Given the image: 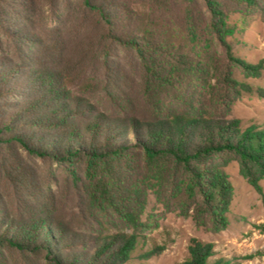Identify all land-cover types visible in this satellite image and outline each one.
Segmentation results:
<instances>
[{
	"label": "rangeland",
	"instance_id": "374dc122",
	"mask_svg": "<svg viewBox=\"0 0 264 264\" xmlns=\"http://www.w3.org/2000/svg\"><path fill=\"white\" fill-rule=\"evenodd\" d=\"M114 1L130 10V14L120 17L119 34L140 37L147 28L150 33L168 37L173 49L177 48L176 60L183 70L188 64L197 65L206 79L185 77L181 87L148 88L137 52L109 38L99 15L83 0H0V82L7 79L6 92L0 97V233L9 224L5 217L21 216L23 210L37 209L44 203L75 230V236L85 240L66 248V252L74 251L84 258H91L100 235L133 234L136 229L114 213L88 210L81 189L75 187L70 175L73 167L30 155L8 140L9 133L21 131V123L17 124L19 107L30 94L31 76L37 68H56L75 95L109 114L125 110L127 114L133 111L149 116L156 104L172 110L201 106L216 118L241 121L243 128L251 124L264 126V70L260 77H248L233 66L227 55L229 48L236 58L264 64V0L251 4L219 0L233 30L232 35L225 36L227 47L217 39L206 42L205 32L198 45L189 41L184 16L191 11L197 21L204 23L209 15L202 0ZM228 71L250 89L223 84L222 76ZM10 120L13 129L9 132L3 123ZM77 167L82 178L78 163ZM225 171L234 195L224 230L215 231L207 220L206 224L198 223L193 217L194 207L183 208L170 193H163L160 199L150 194L140 217L145 224L138 229L140 243L128 264H141L140 254L149 250L156 254L145 264H180L189 256L193 238L211 243L214 258L236 264H264V233L258 229L264 223L262 195L242 176L236 160L230 161ZM27 177L31 180L28 189ZM260 186L264 192V179ZM0 264L51 262L42 252H23L0 244Z\"/></svg>",
	"mask_w": 264,
	"mask_h": 264
},
{
	"label": "trees",
	"instance_id": "16d2710c",
	"mask_svg": "<svg viewBox=\"0 0 264 264\" xmlns=\"http://www.w3.org/2000/svg\"><path fill=\"white\" fill-rule=\"evenodd\" d=\"M244 1L251 4L255 0ZM202 2L209 15L204 23L197 21L191 11L184 16L189 41L198 45L205 32L206 42L217 39L227 47L225 36L232 35L233 30L219 0ZM83 3L99 15L109 38L137 52L148 88L181 87L185 77L206 79L197 65L188 64L183 70L176 60L177 48L173 49L168 37L150 33L147 28H143L140 37L119 34L120 17L130 14L125 4L114 0ZM116 11L121 12L120 16L115 15ZM227 55L246 76H261L262 62L251 64L236 58L229 48ZM55 69L33 71V87L24 106L19 107L17 124L21 123V131L9 133L8 140L30 155L73 167L70 175L75 187L81 189L87 209L114 213L136 230L133 234L100 235L91 258H84L77 252H66V248L86 243L85 240L75 236V230L43 203L37 209L23 210L21 216L5 217L9 224L0 233L1 245L23 252H42L51 264H128L140 243L138 229L145 226L140 217L149 195L160 199L166 192L183 208L193 206V217L198 223L207 220L215 231L224 230L229 224L227 213L234 195L225 168L232 160L239 163L242 176L262 195L264 203L260 186L264 179V126L251 124L243 128L241 121L216 118L201 106L172 110L154 103L156 107L149 116L133 111L127 114L125 110L122 114H109L75 95ZM6 80L0 82V97L6 92ZM222 82L234 89H250L231 71L223 74ZM3 127L10 132L11 120L4 122ZM77 163L82 178L78 176ZM30 182L27 177V189ZM258 229L264 233V223ZM54 249L58 254H53ZM154 254L155 250L140 254L141 264ZM214 256L211 243L193 238L189 256L180 264H236Z\"/></svg>",
	"mask_w": 264,
	"mask_h": 264
}]
</instances>
